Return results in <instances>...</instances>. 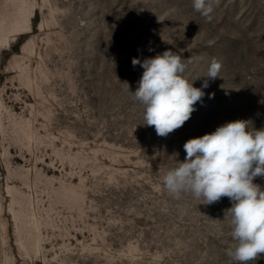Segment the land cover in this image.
Wrapping results in <instances>:
<instances>
[{"label":"rangeland","instance_id":"rangeland-1","mask_svg":"<svg viewBox=\"0 0 264 264\" xmlns=\"http://www.w3.org/2000/svg\"><path fill=\"white\" fill-rule=\"evenodd\" d=\"M213 8L206 22L192 0H0V264H239L229 199L163 185L187 140L238 119L264 128V0ZM169 49L196 88L213 58L222 68L160 137L127 84L134 57Z\"/></svg>","mask_w":264,"mask_h":264},{"label":"clouds","instance_id":"clouds-1","mask_svg":"<svg viewBox=\"0 0 264 264\" xmlns=\"http://www.w3.org/2000/svg\"><path fill=\"white\" fill-rule=\"evenodd\" d=\"M192 2L194 10L211 22L213 0ZM131 63L143 72L134 92L125 82L128 91L144 107V125L154 126L160 137H167L190 119L194 105L205 96L203 89L210 80L220 78L222 68L213 58L206 79L196 88L194 80L184 76L187 63L171 49L143 60L134 57ZM183 147L185 159L163 177L166 191L177 200L190 194L205 205L227 197L231 207L225 210V217L231 218L235 246L226 255L239 264L258 260L264 254V190L254 180L264 176V128L256 129L251 120H233L212 133L187 140Z\"/></svg>","mask_w":264,"mask_h":264}]
</instances>
